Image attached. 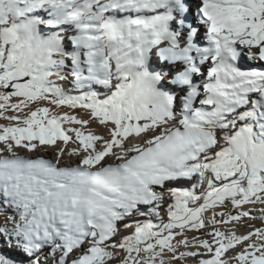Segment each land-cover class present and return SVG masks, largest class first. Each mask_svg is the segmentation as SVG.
<instances>
[{
    "label": "snow or ice",
    "instance_id": "obj_1",
    "mask_svg": "<svg viewBox=\"0 0 264 264\" xmlns=\"http://www.w3.org/2000/svg\"><path fill=\"white\" fill-rule=\"evenodd\" d=\"M0 120L30 264H264V0H0Z\"/></svg>",
    "mask_w": 264,
    "mask_h": 264
},
{
    "label": "bare ground",
    "instance_id": "obj_2",
    "mask_svg": "<svg viewBox=\"0 0 264 264\" xmlns=\"http://www.w3.org/2000/svg\"><path fill=\"white\" fill-rule=\"evenodd\" d=\"M246 62V61H245ZM244 62V63H245ZM159 64H163L164 62L163 61H159L158 62ZM247 63V62H246ZM158 66V64H157V62H153L152 63V65H151V67H153V68H155V67H157ZM95 88H96V90L97 91H99V92H101V93H103L104 91H106L105 89H102V88H100L99 86H95ZM0 123H6V121H3V120H0ZM92 127H96L95 125H92ZM97 131H102V129H99V128H97ZM20 154L21 155H29V156H31L32 154H29V153H25V152H23V151H21L20 152ZM5 155H8L7 153H5ZM37 155H39V156H42V157H44V158H46V159H51L52 158V152L49 150V151H41L40 153H38ZM66 163H67V161H66ZM246 207H249V206H246ZM253 212L254 213H257L258 214V210L256 209V208H254L253 209ZM210 215V214H209ZM3 218V217H2ZM150 219L153 221V222H158L157 220H156V218L155 217H150ZM167 219V217H165V220ZM5 222V221H4ZM249 224H255V226L256 227H262V226H264V222H262L260 219H255V220H248L247 221ZM1 223V222H0ZM262 225V226H261ZM4 225L3 224H1V226L0 227H3ZM211 230V228H208L207 229V231H210ZM248 231H250V228L249 227H243L242 225L241 226H238V230H237V234H246ZM193 235H195V236H201L202 238H207L206 236H203L202 235V232H195V233H188V237H189V239L193 236ZM11 245H8V244H6L5 246H3V247H5V248H7V247H10ZM12 247V246H11ZM45 250H47V249H45ZM109 250H111V249H109ZM183 250V249H182ZM79 251H83V249H80ZM79 253H76V254H74L73 255V257H71V259H74L75 258V255H78ZM43 256V255H42ZM117 264H118V262H117ZM189 264H195V259L194 258H190L189 259Z\"/></svg>",
    "mask_w": 264,
    "mask_h": 264
},
{
    "label": "rangeland",
    "instance_id": "obj_3",
    "mask_svg": "<svg viewBox=\"0 0 264 264\" xmlns=\"http://www.w3.org/2000/svg\"><path fill=\"white\" fill-rule=\"evenodd\" d=\"M10 212H11V209L7 210V212L0 213V222H1L0 226H1V224H3V225L5 224V222H4L5 218L8 215V213H10ZM248 225H249V223L247 222L246 224H243L242 226L245 228V227H248ZM5 245L6 244H0V254H4L6 256L9 255L8 257L12 258L16 262V264H18V261L20 262V264H30L31 259H32L30 256H28L25 253H23L22 251H20L19 248H16L13 246L5 248V247H3ZM47 251L48 250H44V253L40 254L41 264H54V261L52 258L45 260L44 256L47 253Z\"/></svg>",
    "mask_w": 264,
    "mask_h": 264
},
{
    "label": "trees",
    "instance_id": "obj_4",
    "mask_svg": "<svg viewBox=\"0 0 264 264\" xmlns=\"http://www.w3.org/2000/svg\"><path fill=\"white\" fill-rule=\"evenodd\" d=\"M9 256V255H8ZM18 264H20V262L18 261Z\"/></svg>",
    "mask_w": 264,
    "mask_h": 264
}]
</instances>
